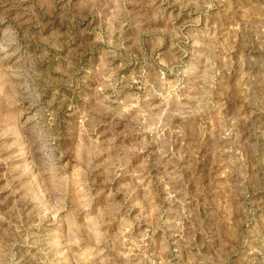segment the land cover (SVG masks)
I'll list each match as a JSON object with an SVG mask.
<instances>
[{
  "label": "rangeland",
  "instance_id": "rangeland-1",
  "mask_svg": "<svg viewBox=\"0 0 264 264\" xmlns=\"http://www.w3.org/2000/svg\"><path fill=\"white\" fill-rule=\"evenodd\" d=\"M0 264H264V0H0Z\"/></svg>",
  "mask_w": 264,
  "mask_h": 264
}]
</instances>
